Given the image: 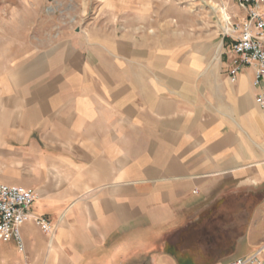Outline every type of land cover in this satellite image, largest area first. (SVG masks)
Masks as SVG:
<instances>
[{
	"label": "crops",
	"instance_id": "crops-1",
	"mask_svg": "<svg viewBox=\"0 0 264 264\" xmlns=\"http://www.w3.org/2000/svg\"><path fill=\"white\" fill-rule=\"evenodd\" d=\"M82 2L88 12L0 87V182L34 191L32 213L54 227L27 223L23 249L0 242L1 264H177L169 251L202 224L219 227L204 213L228 198L221 229L233 246L215 264L255 252L264 243L255 69L233 78L231 59L210 63L204 44L175 48L151 22L164 0ZM240 210L251 211L241 225ZM189 256L209 258L201 248Z\"/></svg>",
	"mask_w": 264,
	"mask_h": 264
},
{
	"label": "rangeland",
	"instance_id": "rangeland-1",
	"mask_svg": "<svg viewBox=\"0 0 264 264\" xmlns=\"http://www.w3.org/2000/svg\"><path fill=\"white\" fill-rule=\"evenodd\" d=\"M164 1L156 5L157 15L151 22L161 28L168 42L175 48L204 44L210 63L230 59L228 46L236 37L234 30L246 17L236 0ZM222 9L228 14L230 23L225 21ZM86 12L87 4L79 5L78 0H0V87L18 62L50 47L57 39L60 27L71 25L75 14ZM224 50L226 53L222 58ZM246 218L247 213L240 214L238 223L241 225ZM238 232L241 234L243 230L239 228ZM201 241L197 249L207 250L208 240L203 238ZM3 252L0 249V255ZM241 256L239 251L235 258Z\"/></svg>",
	"mask_w": 264,
	"mask_h": 264
},
{
	"label": "built area",
	"instance_id": "built-area-1",
	"mask_svg": "<svg viewBox=\"0 0 264 264\" xmlns=\"http://www.w3.org/2000/svg\"><path fill=\"white\" fill-rule=\"evenodd\" d=\"M246 17L235 28L229 51L233 63V78L244 67L255 69V86L264 84V0H236ZM234 27V25H233ZM264 114V92L255 98ZM37 196L34 191L0 182V242L16 243L23 249V227L34 223L44 233H52L54 227L44 217L32 213ZM228 264H264V243L252 254L240 257Z\"/></svg>",
	"mask_w": 264,
	"mask_h": 264
},
{
	"label": "trees",
	"instance_id": "trees-1",
	"mask_svg": "<svg viewBox=\"0 0 264 264\" xmlns=\"http://www.w3.org/2000/svg\"><path fill=\"white\" fill-rule=\"evenodd\" d=\"M242 198L248 200L249 203L253 201L254 204H256L257 202L256 195H251V194L243 195ZM230 202L231 200L229 198L223 201H219L213 207V209L204 213V215H206L205 220L207 219V222H210L214 218H216L219 222V227L215 225L209 228V225L202 224V227L194 228L190 232L184 234L182 236L180 244L176 248L171 249V251H169V254H171L175 258L177 264H192L195 262H198V264H215L218 261H220L222 258H224L226 255H228L233 245L226 243V238L224 236L225 234L221 229V224L228 222L229 218L233 215V212L229 211V206H227L229 205ZM247 212L251 214V211L240 210L237 213V216ZM214 214H218V215L214 217ZM201 230L203 231L204 234V235L202 234V237L199 236V234H197L198 232H201ZM215 233L219 235L215 236ZM203 238L208 240L207 251L209 258L200 261H192L189 258L190 257L189 255H191L192 251L197 249V246L201 244L202 242L201 239ZM211 251L212 252L219 251L220 252L219 255L221 256L220 259L219 260L211 259V256L213 255Z\"/></svg>",
	"mask_w": 264,
	"mask_h": 264
},
{
	"label": "bare ground",
	"instance_id": "bare-ground-1",
	"mask_svg": "<svg viewBox=\"0 0 264 264\" xmlns=\"http://www.w3.org/2000/svg\"><path fill=\"white\" fill-rule=\"evenodd\" d=\"M221 12H222V15H223L225 21H227L228 23H230V18L228 16V14L226 13V11L224 9H222Z\"/></svg>",
	"mask_w": 264,
	"mask_h": 264
}]
</instances>
